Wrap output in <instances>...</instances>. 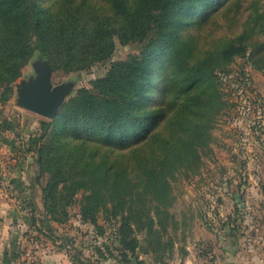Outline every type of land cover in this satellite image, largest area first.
Returning a JSON list of instances; mask_svg holds the SVG:
<instances>
[{
  "label": "trees",
  "instance_id": "16d2710c",
  "mask_svg": "<svg viewBox=\"0 0 264 264\" xmlns=\"http://www.w3.org/2000/svg\"><path fill=\"white\" fill-rule=\"evenodd\" d=\"M116 40L139 49L112 62L93 87L80 88L26 143L39 165L42 221L67 222L83 192L84 222L104 232L102 214L118 224L119 262L146 264L143 252L168 264L176 245L169 229L178 223L170 211L173 181L197 174L213 151L216 122L231 104L224 75L241 57L264 71V0H0V98L11 97L37 52L54 72H78L110 59ZM242 75L238 84L248 85ZM251 105L261 116L252 130L264 149V104ZM238 199L242 193L235 206ZM238 214L236 207L234 217L220 219L217 231L238 235ZM71 259L93 264L78 253Z\"/></svg>",
  "mask_w": 264,
  "mask_h": 264
},
{
  "label": "rangeland",
  "instance_id": "374dc122",
  "mask_svg": "<svg viewBox=\"0 0 264 264\" xmlns=\"http://www.w3.org/2000/svg\"><path fill=\"white\" fill-rule=\"evenodd\" d=\"M218 19L224 25V28L228 29L227 21L221 17H218ZM138 49L139 47L136 44L124 45L119 40H116V50L110 59L98 62L90 69L78 72H54L50 60L45 56L40 60V54L37 52L24 67L22 75L12 83L13 93L11 97L6 101L0 98V200L6 201V205H12L13 203L18 205L20 202L21 205L27 207V213L33 228L30 232L34 233V235L43 237L41 232L45 228V224L42 221L45 212L41 186L37 184V189H34V191L27 189L28 193H35L34 199L37 209H34L33 201H25L19 196L8 177L13 174V167L17 166L19 160H23V158L29 161L30 171L37 177L39 165L36 162V153L28 151L26 143L31 133H34V135L40 134V123L42 120L52 119L18 105L19 85L24 81L32 82L37 79V71L47 65L42 60H47L52 68L51 79L53 85H70L72 87L71 92L66 96L63 107L76 95L80 88L93 87L92 81L103 77L112 62L125 59L131 53L137 52ZM229 68L232 72L227 76L224 75L226 80L223 89L226 98L232 105L230 104L229 108L221 114L216 122L214 129L216 141L213 144V151L204 153V158L197 174L191 177L179 175L177 180L173 181L175 201L170 207V211L175 215L178 223L174 228L171 226L169 229V233L173 235L176 245L174 252L165 259L168 264H211L213 254H210L209 242H214L215 235L212 233L213 229L210 228L209 223L213 224L216 232L222 237L224 234L222 230L217 231L220 228L219 222L220 219L224 218L223 210H227L230 206L229 201L226 200L229 196L225 191L230 189L232 191L238 190L237 184L241 182L237 180L229 189L226 179L229 181L230 175L239 173L243 158L246 157H250L248 159V161L250 160L248 162V171L255 172L257 169H263L264 149H262L261 145L256 144V134L251 131L253 125L257 124L258 120H261V116L255 112L254 106L251 104H253L255 99L260 100L261 104H264V71L254 69L249 60L242 57L232 62ZM243 72L245 77L250 79L248 85L238 84L239 79H243ZM256 90L260 91L262 98L258 99L255 97ZM2 91L3 89H0V94H2ZM262 124L264 125V122ZM9 126L12 129L7 130ZM262 138L264 139V137ZM11 141L21 144L24 150H21L18 144L11 148L9 146ZM244 151L246 152L244 153ZM261 162L262 165L260 164ZM41 184H45V178L41 181ZM82 195L83 192H80L75 199L76 202L68 208L70 217L67 222L57 223L51 221L52 225L59 226L55 232L57 238L59 235L68 237L67 240L60 239L59 244H69L68 250L71 256L78 253L81 257L90 259L93 264H123L119 262L118 241L115 237L118 224L106 222L102 214L100 215L99 225L104 227V232H101L92 223L84 222L79 213ZM260 229L262 230L261 227ZM242 230L236 233L240 234ZM238 237L236 236L235 238ZM218 245L222 247V245ZM238 245L242 251L247 246L244 244ZM226 246L230 249V252L235 250L236 253V249H238L236 245ZM221 251L222 249L219 250L218 248L214 250L218 259L216 261L217 264L223 259ZM194 256L197 260L196 263L193 261ZM140 258L145 260L146 264L158 263L151 254L140 252Z\"/></svg>",
  "mask_w": 264,
  "mask_h": 264
},
{
  "label": "crops",
  "instance_id": "0c3cea01",
  "mask_svg": "<svg viewBox=\"0 0 264 264\" xmlns=\"http://www.w3.org/2000/svg\"><path fill=\"white\" fill-rule=\"evenodd\" d=\"M7 130H10V128H7ZM251 131L253 130L251 129ZM254 134L258 135V133ZM14 142H10L9 146L11 148H14L18 144ZM255 142L260 145V142L256 139ZM18 146L21 150L24 148L21 144H18ZM244 159L247 160L246 169L239 168L237 175H230L228 188L230 189L237 180H246V183L238 188V190L232 191L230 189L225 191L229 196L226 200L229 201L230 206L227 210H223L225 214L223 217L226 220V217L230 214H233L234 217L235 208L239 207L240 214L237 215V224L243 230L241 231L242 233L236 235L239 236L238 238L231 235L230 228L222 230L224 233L222 237H220L219 233L212 232L215 235V239L213 243L209 242L210 254H213L211 264H217V255L214 252L216 248L222 249L223 259L218 264H264V166L263 169H257L255 172L248 171V162H250L248 159L250 157L243 158V161ZM242 172L245 179H242ZM35 178L30 171L29 161L26 158L19 160L17 166L13 167V174L8 177L15 191L25 201L31 200L32 196L35 195L33 192H27V189L31 191L37 189V183L34 185ZM241 193L242 199H238L240 202L238 201V205L235 206V200L233 199L234 197H240ZM27 212V207L21 205L20 202L18 205L16 203L6 205V201L0 200V264H20L23 248L31 240L36 241L39 252L44 256L47 264H77L71 259L68 250L69 244H59L60 239L67 240L68 238L65 237L66 235L56 237L55 232L59 226L46 223L45 228L41 227L44 228L41 232V236L43 237L34 235V233L30 232L33 228ZM259 226L262 230L260 229L257 233L255 228ZM249 234L250 236L248 237ZM218 244L222 245V247ZM238 244L247 245V249L242 247V251ZM226 245H236L238 247L236 253L235 250L230 252V249ZM193 261L195 263L197 261L195 256Z\"/></svg>",
  "mask_w": 264,
  "mask_h": 264
},
{
  "label": "water",
  "instance_id": "95a60500",
  "mask_svg": "<svg viewBox=\"0 0 264 264\" xmlns=\"http://www.w3.org/2000/svg\"><path fill=\"white\" fill-rule=\"evenodd\" d=\"M40 60L44 58L42 54ZM47 63L37 71V79L32 82L24 81L18 87V105L40 114L48 119H54L60 114L66 96L71 92V86H54L51 74L52 68Z\"/></svg>",
  "mask_w": 264,
  "mask_h": 264
},
{
  "label": "built area",
  "instance_id": "2783aa9c",
  "mask_svg": "<svg viewBox=\"0 0 264 264\" xmlns=\"http://www.w3.org/2000/svg\"><path fill=\"white\" fill-rule=\"evenodd\" d=\"M255 231L258 233L260 228L256 227ZM22 252V260L20 261V264H47L44 256L39 252V247L34 240H31L25 245Z\"/></svg>",
  "mask_w": 264,
  "mask_h": 264
}]
</instances>
